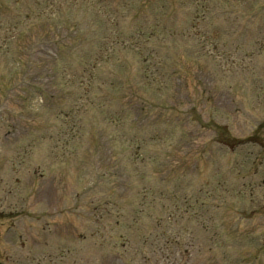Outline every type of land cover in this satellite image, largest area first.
Masks as SVG:
<instances>
[{"label":"rangeland","instance_id":"1","mask_svg":"<svg viewBox=\"0 0 264 264\" xmlns=\"http://www.w3.org/2000/svg\"><path fill=\"white\" fill-rule=\"evenodd\" d=\"M263 143L264 0H0V264H264Z\"/></svg>","mask_w":264,"mask_h":264}]
</instances>
